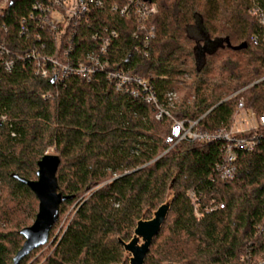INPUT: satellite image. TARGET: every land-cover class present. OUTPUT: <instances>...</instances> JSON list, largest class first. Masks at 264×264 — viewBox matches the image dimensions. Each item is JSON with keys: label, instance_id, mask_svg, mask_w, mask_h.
Returning a JSON list of instances; mask_svg holds the SVG:
<instances>
[{"label": "trees", "instance_id": "obj_1", "mask_svg": "<svg viewBox=\"0 0 264 264\" xmlns=\"http://www.w3.org/2000/svg\"><path fill=\"white\" fill-rule=\"evenodd\" d=\"M150 1L158 7L149 20L152 38L135 36L138 22L114 11L122 0H104L78 26L71 46H58L53 32L39 29L45 43L40 52L83 62L115 31L110 66L145 79L173 118L199 121L197 128L211 133L232 126L240 97L257 114L264 112L258 86L230 98L264 76V32L248 13L264 0ZM35 2L0 0V43L11 53L0 51V264L13 263L25 241L20 231L38 211L35 194L13 175L36 180L49 149L60 157L58 192L74 199L61 203L48 249L33 250L19 264H128L118 239H131L142 215L150 218L165 201L172 180L171 210L145 264H264V141L252 152L239 151L237 177L223 182L215 173L222 142L181 141L170 148L165 140L172 121L158 120L151 104L116 91L103 74L91 81L37 77L32 59H18L40 49L30 19ZM197 28L220 43L201 64ZM190 189L199 195L200 219Z\"/></svg>", "mask_w": 264, "mask_h": 264}, {"label": "built area", "instance_id": "obj_2", "mask_svg": "<svg viewBox=\"0 0 264 264\" xmlns=\"http://www.w3.org/2000/svg\"><path fill=\"white\" fill-rule=\"evenodd\" d=\"M122 3V6L115 5L114 11L119 12L125 18L138 22L134 35L137 36L138 32H144L147 37H154L155 27L149 24V20L158 13L157 5L150 0H122ZM104 5V0H36L30 19L34 25V33H36L34 37L38 40V44L35 46H40V49H33L26 55L19 56L18 59L21 61L32 59L35 63L37 77L45 79L49 75H54L57 82H63L72 76L91 81L97 74H103L116 91L129 93L135 98L142 99L146 104H151L157 111L156 118L158 120L165 116L172 121L170 132L165 140L170 148L181 141L207 144L222 142V159L216 165L215 173L223 182L233 181L238 173L237 153L239 151L252 152L260 142L264 141V112L259 115L253 109L248 108L244 97H240L237 103L230 128L211 133L203 132L197 128L199 121H181L173 118L170 111L158 102L154 90L145 79L110 66L108 46H111L113 40L118 38L115 31H112L110 36L107 34L108 36L102 37L100 45L102 47L88 53L83 62H63L41 54L40 50L44 48L45 43L41 41L39 29L53 32L58 46H71L72 41L76 39L78 26L87 20L92 9L103 8ZM248 13L258 20L264 32V6L254 2ZM24 23L25 20H22V31L27 32ZM253 40L255 43L257 42L255 38ZM3 46L0 43V51L8 55L11 54ZM70 48H65V56L68 55ZM145 56L147 57L148 54ZM13 65L14 59L11 57L4 63L5 69L8 71L12 69ZM255 86H258L259 90L264 93V76L237 91L230 98L241 95ZM167 97L169 107L174 108L175 101H177L176 93L171 92ZM187 196L194 207L195 216L200 219L201 202L198 193L190 189L187 191ZM216 209L217 207L213 208V210Z\"/></svg>", "mask_w": 264, "mask_h": 264}, {"label": "water", "instance_id": "obj_3", "mask_svg": "<svg viewBox=\"0 0 264 264\" xmlns=\"http://www.w3.org/2000/svg\"><path fill=\"white\" fill-rule=\"evenodd\" d=\"M59 165L60 157L58 155L46 154L38 162L36 180H27L16 174L13 175L15 179L29 187L35 194L39 205L34 223L20 231V235L25 241L13 258L12 264H19L33 250L48 244L50 232L59 219L61 203L74 199L73 196H64L58 192L59 187L56 175ZM173 185L174 180L169 185L165 201L152 212L151 218L145 219V214H143L141 219L137 221L129 241L118 239L124 250V260H127L128 264H145L146 256L150 251L153 240L161 231L171 210L175 197ZM161 264L177 263L167 262Z\"/></svg>", "mask_w": 264, "mask_h": 264}, {"label": "rangeland", "instance_id": "obj_4", "mask_svg": "<svg viewBox=\"0 0 264 264\" xmlns=\"http://www.w3.org/2000/svg\"><path fill=\"white\" fill-rule=\"evenodd\" d=\"M195 39H196V41L199 43V47H198V58H199V63H202V61H203V59H204V55H205V53H207V52H210V51H212V50H214L218 45H219V43H216V42H214V41H211L210 39H208V36H207V34L204 32V31H202V30H200V28H197V34H195ZM181 94H184V93H181ZM180 94V96L178 95V98L180 99L181 98V95ZM56 153V151L54 150V149H49L48 151H47V154H55ZM166 199V198H165ZM78 204V202H76L71 208H70V211H72L75 207H76V205ZM38 205H39V203H38ZM37 213H38V211H37ZM70 213V212H69ZM151 216H152V214H151ZM151 218V217H150ZM150 218H145V219H150ZM66 219V218H65ZM65 219H63V221L61 222V224H60V228H61V226L64 224V222H65ZM35 221V220H34ZM34 221H33V223H34ZM32 223V224H33ZM58 231V230H57ZM51 244V242H48V244L46 245V246H44V249H43V251L42 252H44L45 250H47L48 249V247H49V245ZM41 252V253H42ZM40 253V254H41ZM39 254V255H40ZM124 261H127V260H124ZM33 262V261H32ZM32 262L30 263V264H32ZM127 263H128V261H127ZM163 263H167V262H163Z\"/></svg>", "mask_w": 264, "mask_h": 264}]
</instances>
